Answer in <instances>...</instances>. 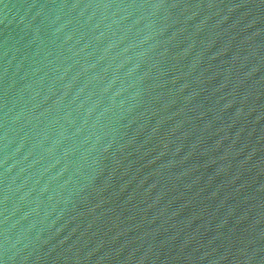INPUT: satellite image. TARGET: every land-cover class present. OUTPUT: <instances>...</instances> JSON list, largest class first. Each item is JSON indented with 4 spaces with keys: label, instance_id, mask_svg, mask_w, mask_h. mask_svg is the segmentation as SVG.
Instances as JSON below:
<instances>
[{
    "label": "clouds",
    "instance_id": "1",
    "mask_svg": "<svg viewBox=\"0 0 264 264\" xmlns=\"http://www.w3.org/2000/svg\"><path fill=\"white\" fill-rule=\"evenodd\" d=\"M0 10V264H264V0Z\"/></svg>",
    "mask_w": 264,
    "mask_h": 264
},
{
    "label": "water",
    "instance_id": "2",
    "mask_svg": "<svg viewBox=\"0 0 264 264\" xmlns=\"http://www.w3.org/2000/svg\"><path fill=\"white\" fill-rule=\"evenodd\" d=\"M29 2H31V0H8V3L13 5L24 4ZM12 12L17 17V19H19V17L25 15L26 10L24 8H13ZM26 19L27 17H25V20L19 21V23L14 22L12 25H10V28L13 29L12 31L13 38L19 41L21 45L23 44L24 40L27 38L23 31ZM3 32H4V24L2 23V10H0V39H2Z\"/></svg>",
    "mask_w": 264,
    "mask_h": 264
}]
</instances>
